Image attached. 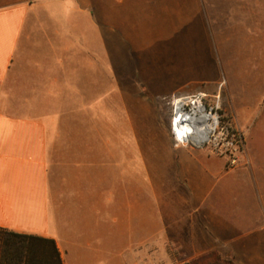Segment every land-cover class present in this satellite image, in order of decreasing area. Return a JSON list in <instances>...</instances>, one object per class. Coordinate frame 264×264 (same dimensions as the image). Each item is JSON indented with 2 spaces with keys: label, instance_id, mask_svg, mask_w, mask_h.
Instances as JSON below:
<instances>
[{
  "label": "crops",
  "instance_id": "obj_1",
  "mask_svg": "<svg viewBox=\"0 0 264 264\" xmlns=\"http://www.w3.org/2000/svg\"><path fill=\"white\" fill-rule=\"evenodd\" d=\"M204 5L0 0V264L5 231L63 264H264L261 171L162 137L143 92L172 90L174 35L210 32Z\"/></svg>",
  "mask_w": 264,
  "mask_h": 264
},
{
  "label": "rangeland",
  "instance_id": "obj_2",
  "mask_svg": "<svg viewBox=\"0 0 264 264\" xmlns=\"http://www.w3.org/2000/svg\"><path fill=\"white\" fill-rule=\"evenodd\" d=\"M204 15L210 32L190 33L186 29V33L174 35L182 36L174 43L183 53L179 70L173 75L172 90L151 84L156 96L151 101L162 137L176 144L171 129L175 99L205 92V101L218 105L242 137L243 152L236 165L250 167L251 172L261 171L264 181V0H205ZM112 48L109 44V52ZM120 58L118 66L108 59L109 72L120 78H135V64L127 61L126 71V62ZM179 72L188 75H177ZM177 82H183L182 86ZM187 145L208 147L201 143ZM260 252L259 259L264 262V240Z\"/></svg>",
  "mask_w": 264,
  "mask_h": 264
},
{
  "label": "built area",
  "instance_id": "obj_3",
  "mask_svg": "<svg viewBox=\"0 0 264 264\" xmlns=\"http://www.w3.org/2000/svg\"><path fill=\"white\" fill-rule=\"evenodd\" d=\"M217 96V95H216ZM206 93L199 91L189 95H183L175 99L173 116L176 103L178 101L183 102L184 110L191 111L193 109L194 102L200 104L203 111L210 114V117L206 119L208 123V132L206 139L201 144H206L216 154L223 157L228 167H233L238 163L243 152V140L241 135L234 129L231 120L224 113L218 109V105L215 103H207ZM198 117V121H194L195 124L201 123L200 112L197 110L195 113ZM173 116L171 120L172 133L174 132ZM176 144L187 145L190 142L183 143L179 138H176Z\"/></svg>",
  "mask_w": 264,
  "mask_h": 264
},
{
  "label": "trees",
  "instance_id": "obj_4",
  "mask_svg": "<svg viewBox=\"0 0 264 264\" xmlns=\"http://www.w3.org/2000/svg\"><path fill=\"white\" fill-rule=\"evenodd\" d=\"M144 95L152 100L151 94L143 89ZM6 250L13 264H63L53 239L29 233L5 231ZM228 264H234L227 259Z\"/></svg>",
  "mask_w": 264,
  "mask_h": 264
},
{
  "label": "bare ground",
  "instance_id": "obj_5",
  "mask_svg": "<svg viewBox=\"0 0 264 264\" xmlns=\"http://www.w3.org/2000/svg\"><path fill=\"white\" fill-rule=\"evenodd\" d=\"M194 102L193 109L191 111H185L182 100L178 101L175 106L173 124L175 137L179 138L183 143L200 144L206 139L208 132V123L206 119L210 117L203 111L200 104ZM199 110L201 123L195 124L194 121H198V117L195 114Z\"/></svg>",
  "mask_w": 264,
  "mask_h": 264
}]
</instances>
